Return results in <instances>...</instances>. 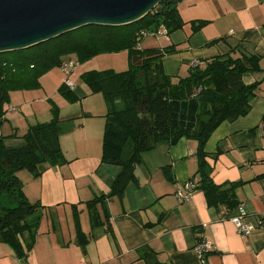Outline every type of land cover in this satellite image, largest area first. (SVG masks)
I'll list each match as a JSON object with an SVG mask.
<instances>
[{
    "label": "crops",
    "instance_id": "1",
    "mask_svg": "<svg viewBox=\"0 0 264 264\" xmlns=\"http://www.w3.org/2000/svg\"><path fill=\"white\" fill-rule=\"evenodd\" d=\"M179 12L185 23L182 29L162 38L159 46L141 47L175 50L162 60L167 75L175 76L185 67L220 55L261 58L262 72L244 76L247 85L260 83L250 113L223 123L204 148L213 183L233 188L234 207L213 203L200 187L189 201H179L177 192H186V184H198L201 179L198 142L184 137L175 145L162 143L142 153L136 168L138 182L129 184L122 199L105 202L113 233L109 225L95 226L91 211L101 203L92 208L89 203L110 193L122 168L102 162L110 107L102 94H93L81 79L100 68L78 64L67 77L56 78L50 72L41 78L39 90L11 96V107L17 111L6 114L4 134L22 135L30 126L50 122L51 106L43 114L45 120L35 108L50 102L60 111L66 163L48 167L36 179L18 174L28 184L24 183L28 200L40 202L46 211L32 252L21 259L0 241V264H146L143 249L157 254L165 264H264V225L243 236L229 219L243 206L248 222L264 221V130L254 131L264 117V0H184ZM199 23L205 25L196 29ZM68 79L80 99L75 104L59 93ZM51 83L57 85L53 90L47 87ZM38 91L42 96L36 95ZM5 144L17 149L24 141L10 137ZM75 210L87 245H81ZM202 241L213 245L203 258L195 251Z\"/></svg>",
    "mask_w": 264,
    "mask_h": 264
},
{
    "label": "trees",
    "instance_id": "2",
    "mask_svg": "<svg viewBox=\"0 0 264 264\" xmlns=\"http://www.w3.org/2000/svg\"><path fill=\"white\" fill-rule=\"evenodd\" d=\"M183 1L163 0L148 15L131 24L89 25L28 49L0 53V197L9 196L12 204L11 208L0 206V241L11 246L19 258H26L34 249L46 209L40 202L28 200L18 173L28 170L39 178L48 167L63 165L66 159L56 105L52 107L51 122L30 126L22 135L15 132L11 136L3 132L6 106L11 104V93L39 90L41 78L69 61L82 65L103 53L126 51L129 55L127 71L94 70L81 77L93 94L103 95L110 107L105 117L102 162L122 168L110 193L89 203L90 208L101 203V213L91 214L95 226L109 225L108 230L113 233L105 202L122 199L129 184L138 182L136 168L142 153L162 143L175 145L184 137L198 142L201 179L198 184L193 182L206 190L213 203L234 207L233 188L213 183L204 148L223 123L250 113L260 83L247 85L244 76L262 72L261 58L220 55L192 66L185 77L167 75L162 60L175 50L142 49L140 43L146 35L161 28H166L168 35L182 29L185 23L179 4ZM204 25L199 23L196 29ZM59 93L70 104L80 100L66 84ZM262 129L264 117L254 131ZM10 137L22 139L24 146L7 148L5 142ZM74 213L81 245H87L79 213L76 210ZM142 251L146 264H165L152 251Z\"/></svg>",
    "mask_w": 264,
    "mask_h": 264
},
{
    "label": "water",
    "instance_id": "3",
    "mask_svg": "<svg viewBox=\"0 0 264 264\" xmlns=\"http://www.w3.org/2000/svg\"><path fill=\"white\" fill-rule=\"evenodd\" d=\"M163 0H0V53L28 49L89 25H127Z\"/></svg>",
    "mask_w": 264,
    "mask_h": 264
},
{
    "label": "rangeland",
    "instance_id": "4",
    "mask_svg": "<svg viewBox=\"0 0 264 264\" xmlns=\"http://www.w3.org/2000/svg\"><path fill=\"white\" fill-rule=\"evenodd\" d=\"M162 38H165V37H154L152 35H146L143 38V40H141L140 46L144 47V48L159 46L160 45L159 42H160V40ZM72 57H73V60H76V56H72ZM64 59H66V58H63V60ZM86 64H87V68H91L92 66H96V67L100 68L99 69L100 71H103V70H114L117 73L127 71L129 69V67H130V65H129V55H128V52H126V51L118 52V53H103V54H100V55L94 57L93 59L89 60L88 62H86ZM82 65H84V64H82ZM77 68H78V63H77ZM187 69H188V67L187 68L185 67V70H183L180 74H177V75L171 76V77H173V78L185 77L186 75H188L189 70H190V69H188V71L186 73ZM51 73H52L53 76H56V78H58V77L62 78L63 76H65V77L68 76V74L63 71L62 67L54 68L51 71ZM56 86L57 85H54L53 83L47 85V87L50 90L55 89ZM33 91H35V90H33ZM21 92H23V91H21ZM13 93H18V92H13ZM13 93H11V96H13L12 95ZM36 95L37 96H42L39 91L36 93ZM50 106L53 107V104L50 103V102H47V103L45 102L44 104L40 103V104H36L35 105V108L38 111V114L41 116L42 120L43 119L45 120L47 118L46 116H44L45 115L44 113L47 111V109H49V110L51 109ZM6 109H7V114L8 113L11 114L12 113L11 111H14V112L17 111V109H14V108L11 107V104L7 105ZM51 113H52V110H51ZM51 120H53V119H51ZM20 173L24 174V175H28L29 177L33 176L36 179V177L31 172H29L28 170H22L18 174L20 175ZM22 182H23V191H24V183H25L26 186L28 184L24 180ZM0 206L1 207H9V208H11L12 207L11 198L9 196H7V195L1 196L0 197ZM100 209H101V207H97L96 206V210L95 211L92 210L91 214L94 215V212H95V213H97L99 215V213H101ZM73 214H75V213H73ZM85 215L87 217V212L85 213ZM87 221H88V218H87ZM101 221H103V216L101 217Z\"/></svg>",
    "mask_w": 264,
    "mask_h": 264
},
{
    "label": "built area",
    "instance_id": "5",
    "mask_svg": "<svg viewBox=\"0 0 264 264\" xmlns=\"http://www.w3.org/2000/svg\"><path fill=\"white\" fill-rule=\"evenodd\" d=\"M148 35H152L154 37H165L168 36V31L166 28H161L159 31L149 33ZM76 65H77L76 62L69 61L63 64L62 69L65 73L70 74L75 69ZM66 84L70 89H74V84L70 79L66 81ZM196 188L197 185L193 181L186 184L185 185L186 192H182V191L177 192V197L179 201L180 202L189 201L191 199L193 191L196 190ZM247 218H248V213L243 206H240L238 208L237 215H234L229 218L243 236H250L257 227L264 225V221H259L258 223H250L248 222ZM212 250H213V245L208 241H202L198 243L195 248L196 253L201 258H203L207 252H210Z\"/></svg>",
    "mask_w": 264,
    "mask_h": 264
}]
</instances>
